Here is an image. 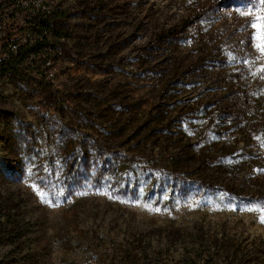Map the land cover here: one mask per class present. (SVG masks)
I'll return each instance as SVG.
<instances>
[{"label":"rangeland","instance_id":"rangeland-1","mask_svg":"<svg viewBox=\"0 0 264 264\" xmlns=\"http://www.w3.org/2000/svg\"><path fill=\"white\" fill-rule=\"evenodd\" d=\"M49 1L54 74L0 70V264H264V10Z\"/></svg>","mask_w":264,"mask_h":264},{"label":"built area","instance_id":"built-area-1","mask_svg":"<svg viewBox=\"0 0 264 264\" xmlns=\"http://www.w3.org/2000/svg\"><path fill=\"white\" fill-rule=\"evenodd\" d=\"M56 6L49 0H3L0 3V59H8L12 52H17L23 44L36 39H53L57 34L53 21L57 17ZM21 15L27 20L37 16L47 20L44 24H29L23 27L26 22L12 25V20L19 19ZM16 30L15 33H10ZM65 36H62L64 39ZM47 58V56H45ZM47 64H52V58L46 59ZM54 66V65H53ZM53 66L49 71V76L54 74Z\"/></svg>","mask_w":264,"mask_h":264},{"label":"trees","instance_id":"trees-1","mask_svg":"<svg viewBox=\"0 0 264 264\" xmlns=\"http://www.w3.org/2000/svg\"><path fill=\"white\" fill-rule=\"evenodd\" d=\"M63 12H58L57 16L62 15ZM47 23V20L37 16L36 18H33L31 20H26V23L23 27L18 28V30L23 29L27 27L29 24H44ZM54 26V25H53ZM57 34L53 39H36L33 41H28L27 43L23 44L22 47L17 52H12L10 54V57L8 59H0V70L3 74H5L8 70H23V73L25 75H29V73H34V77H38V79L42 78L44 80L46 76H48L49 71L52 68V64H47L46 59L51 57L53 63L56 62L57 59V53L60 48L64 44L62 36H69V32L66 31L63 27L57 28ZM16 30H13L10 35L15 33ZM47 56V58L45 57ZM31 61H33L32 64ZM4 113V112H3ZM4 119H8L12 122L11 119L16 120L18 125H21V128L23 129L22 122L19 118V116H14L12 113H7L2 116ZM10 123V122H8ZM1 133V132H0ZM22 133L21 130H18V132H14V137H17L19 140L23 139V136L20 134ZM37 134L32 136L33 142L36 141ZM5 137L1 136L0 134V142H5ZM24 148V151H27L28 149Z\"/></svg>","mask_w":264,"mask_h":264},{"label":"snow or ice","instance_id":"snow-or-ice-1","mask_svg":"<svg viewBox=\"0 0 264 264\" xmlns=\"http://www.w3.org/2000/svg\"><path fill=\"white\" fill-rule=\"evenodd\" d=\"M253 4V7H258L261 10H264V0H249ZM254 15V18L250 22V27L256 29L252 39L256 41L255 47L262 55H264V11L258 13H252L251 10H248L247 13L241 12V15ZM264 71V68L261 69ZM264 222V216L261 218Z\"/></svg>","mask_w":264,"mask_h":264}]
</instances>
